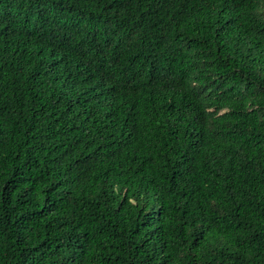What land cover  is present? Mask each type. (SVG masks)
<instances>
[{
	"label": "trees",
	"instance_id": "obj_1",
	"mask_svg": "<svg viewBox=\"0 0 264 264\" xmlns=\"http://www.w3.org/2000/svg\"><path fill=\"white\" fill-rule=\"evenodd\" d=\"M0 264H264V0H0Z\"/></svg>",
	"mask_w": 264,
	"mask_h": 264
}]
</instances>
